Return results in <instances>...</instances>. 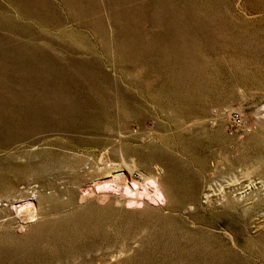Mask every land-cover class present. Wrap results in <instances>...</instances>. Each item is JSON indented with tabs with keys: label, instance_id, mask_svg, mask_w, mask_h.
I'll list each match as a JSON object with an SVG mask.
<instances>
[{
	"label": "rangeland",
	"instance_id": "obj_1",
	"mask_svg": "<svg viewBox=\"0 0 264 264\" xmlns=\"http://www.w3.org/2000/svg\"><path fill=\"white\" fill-rule=\"evenodd\" d=\"M9 1L0 264H264V0ZM122 164L164 201L96 191Z\"/></svg>",
	"mask_w": 264,
	"mask_h": 264
},
{
	"label": "bare ground",
	"instance_id": "obj_2",
	"mask_svg": "<svg viewBox=\"0 0 264 264\" xmlns=\"http://www.w3.org/2000/svg\"><path fill=\"white\" fill-rule=\"evenodd\" d=\"M8 1V0H7ZM12 1V0H11ZM11 1H9V2H11ZM15 1V0H14ZM17 1H19V0H17ZM32 1V0H31ZM34 1V0H33ZM40 1V0H39ZM61 1V0H60ZM20 2V1H19ZM25 2H26V0H25ZM38 2V1H37ZM43 2L45 3L46 1L45 0H43ZM64 2H65V0H64ZM68 2H70L69 0H68ZM12 3V2H11ZM17 3V2H16ZM21 3V2H20ZM28 3H29V1H28ZM28 3H27V5H28ZM35 3H36V1H35ZM47 3V2H46ZM67 3V2H66ZM73 3V2H72ZM77 3H78V1H77ZM8 4V3H7ZM26 4V3H25ZM31 4V3H30ZM33 4V3H32ZM31 4V5H32ZM39 4V3H38ZM42 4V3H41ZM70 4H71V2H70ZM74 4V3H73ZM79 4V3H78ZM37 5V4H36ZM72 5V4H71ZM10 6V5H9ZM15 6H16V4H15ZM21 6V5H20ZM30 6V5H29ZM38 6V5H37ZM36 6V8H38ZM40 6V5H39ZM43 6V5H42ZM45 6H46V4H45ZM47 6H48V3H47ZM73 6V5H72ZM78 6V5H77ZM24 7V6H23ZM44 7V6H43ZM65 7V6H64ZM63 7V8H64ZM71 7V6H70ZM75 7V6H74ZM74 7H72V8H74ZM12 8V7H11ZM31 7H29V9H30ZM42 8V7H41ZM44 8H46V7H44ZM14 9H15V7H14ZM23 9V8H22ZM21 9V10H22ZM27 9V8H26ZM32 9V8H31ZM48 9V8H47ZM47 9H46V11H47ZM33 10V9H32ZM39 10V9H38ZM37 10V11H38ZM71 10V9H70ZM18 11H19V9H18ZM34 11V10H33ZM73 11V10H72ZM17 12V11H16ZM21 12V11H20ZM26 12V11H25ZM42 12V11H41ZM37 13V12H36ZM40 13V12H39ZM43 13V12H42ZM46 13V12H45ZM22 15H24L23 14V12L21 13ZM27 14V13H26ZM32 14V13H31ZM38 14V13H37ZM44 14V13H43ZM43 14L41 15V16H43ZM19 15V14H18ZM21 15V16H22ZM29 15H30V13H29ZM39 15V14H38ZM37 16V15H36ZM48 16V15H47ZM30 17V16H29ZM31 17H32V15H31ZM34 18V17H33ZM42 18H44V17H42ZM27 19H29V18H27ZM39 19V18H38ZM41 19V18H40ZM37 20V19H36ZM33 21V20H32ZM41 21V20H40ZM39 21V22H40ZM45 21H47V20H45ZM44 21V22H45ZM257 122H258V124L261 126V127H263L264 128V108L263 109H261L260 111H258L257 113ZM8 153V152H7ZM7 156V155H6ZM9 156V155H8ZM13 157V155L11 156V154H10V159ZM8 158V157H7ZM6 158V159H7ZM9 160V159H8ZM7 160V161H8ZM6 163H8V162H6ZM12 163H14V162H12ZM27 163V162H26ZM9 164V163H8ZM6 164H4V166H5ZM12 165V164H11ZM15 165V164H14ZM18 165V164H17ZM28 165V164H27ZM122 165H124V166H122L124 169L123 170H119V171H114V170H111L110 168V170L111 171H114L112 174H110V176H108V177H110V180H108L107 182H103L102 184H98L97 182V184L95 183V184H93V185H95V188H96V191H98V192H100V191H103V190H107V189H110V190H112V191H115V192H117V194L119 193V194H121L122 196H124V197H126V200H127V203H128V205H131V206H133V205H136V204H142L143 202H147L148 201V203H149V201L150 202H163L164 201V193H163V190H162V188L160 187V185L158 184V181H157V179L155 178V177H153V176H146V177H144V176H141L140 178H139V181H134L132 178H131V173H132V167H129V166H127L126 164H122ZM22 166V165H21ZM24 166H26V165H24ZM131 166V165H130ZM12 167V166H11ZM28 167V166H27ZM4 168V167H3ZM17 168H18V166H17ZM16 168V169H17ZM20 168V167H19ZM22 168V167H21ZM24 168V167H23ZM22 168V169H23ZM121 168V167H120ZM6 169V168H5ZM14 169H15V167H14ZM15 169V170H16ZM24 169H26V168H24ZM108 169V170H109ZM9 170V169H8ZM19 170V169H18ZM18 170H16V171H18ZM134 170V169H133ZM7 171V170H6ZM10 171H12L11 169H10ZM15 171V172H16ZM126 172V173H125ZM8 173H10L9 171H8ZM17 173V172H16ZM16 173H14V174H16ZM20 173V172H19ZM107 173V172H106ZM7 174V173H6ZM5 174V175H6ZM13 173H12V176L14 175ZM104 175H106V174H104ZM107 175H108V173H107ZM16 176V175H15ZM19 176V175H18ZM11 177V176H10ZM102 177V176H101ZM106 177V176H105ZM9 178V177H8ZM11 178H13V177H11ZM107 178V177H106ZM105 178V179H106ZM10 179V178H9ZM99 179H100V177H99ZM6 180V179H5ZM18 180V179H17ZM101 181V180H100ZM15 182V181H14ZM18 182V181H17ZM20 182V181H19ZM18 182V183H19ZM95 182V181H94ZM92 183V182H91ZM236 183V182H235ZM264 183V182H263ZM8 184V183H7ZM17 184V183H16ZM88 184V183H87ZM13 184H11V186H12ZM233 185H234V183H233ZM6 186H9V185H6ZM14 186V185H13ZM18 186V185H17ZM24 186H28V185H25L24 184ZM261 186V185H260ZM5 187V186H4ZM14 187H16V186H14ZM13 187V188H14ZM19 187H22L21 185L19 186ZM93 187V186H92ZM262 187V186H261ZM18 187H16L15 189H17ZM24 188V187H23ZM88 188H90V187H88ZM8 189V188H7ZM25 189H28V187H26ZM85 189H87V188H85ZM93 189V188H92ZM6 191V190H5ZM8 191H9V189H8ZM13 192H14V190H12ZM25 191V190H24ZM28 191V190H27ZM4 193V192H3ZM8 193H10V192H8ZM15 193L17 194H21V192L20 191H16L15 190ZM27 193V192H26ZM14 194V193H13ZM19 196V195H18ZM29 196H31V195H29ZM28 196V197H29ZM2 196H0V198H1ZM45 197V196H44ZM123 197V198H124ZM32 197H30V199L29 198H25L22 202H21V199H19V200H17V197L15 196V195H11V193L10 194H8V195H6L5 196V201L7 202V204H9V205H16V206H13L12 208V211H11V213H12V215H14V217L16 218V219H18V220H20V221H24V222H31V221H35V217H37L36 215L38 214V208H39V204H37V202H34V199H31ZM40 199H41V197H40ZM122 199V198H121ZM256 199H258V198H256ZM37 200V199H36ZM2 201H4V200H2ZM1 202V201H0ZM39 202V201H38ZM126 202V201H125ZM153 203V204H154ZM157 204V203H156ZM163 204V203H162ZM3 206V204L1 205L0 204V217H1V212H4L3 210H5V208H3L2 207ZM136 207V206H135ZM40 210V209H39ZM9 213V212H8ZM3 215V214H2ZM6 215V214H5ZM10 215V214H9ZM11 215V216H12ZM7 217V216H6ZM12 218H13V216H12ZM1 219V218H0ZM7 219H9V218H7ZM2 220H3V216H2ZM15 220V219H14ZM6 222V221H5ZM11 223V222H10ZM2 224V223H1ZM5 223H3V225H4ZM29 225V224H28Z\"/></svg>",
	"mask_w": 264,
	"mask_h": 264
},
{
	"label": "built area",
	"instance_id": "obj_3",
	"mask_svg": "<svg viewBox=\"0 0 264 264\" xmlns=\"http://www.w3.org/2000/svg\"><path fill=\"white\" fill-rule=\"evenodd\" d=\"M223 116L227 121V128L230 130V134L236 131H247L246 122L238 111L225 110Z\"/></svg>",
	"mask_w": 264,
	"mask_h": 264
}]
</instances>
